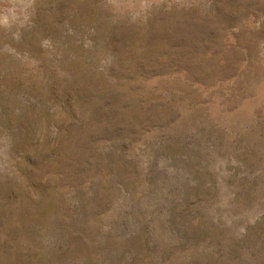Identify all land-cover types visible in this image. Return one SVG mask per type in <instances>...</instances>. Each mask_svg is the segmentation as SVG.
Returning <instances> with one entry per match:
<instances>
[{"label": "rangeland", "instance_id": "374dc122", "mask_svg": "<svg viewBox=\"0 0 264 264\" xmlns=\"http://www.w3.org/2000/svg\"><path fill=\"white\" fill-rule=\"evenodd\" d=\"M0 264H264V0H0Z\"/></svg>", "mask_w": 264, "mask_h": 264}]
</instances>
